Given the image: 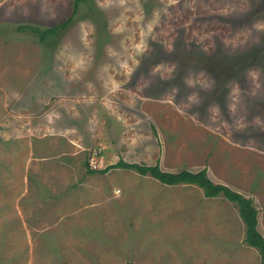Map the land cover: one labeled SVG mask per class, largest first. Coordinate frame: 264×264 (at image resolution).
<instances>
[{
	"label": "rangeland",
	"instance_id": "obj_1",
	"mask_svg": "<svg viewBox=\"0 0 264 264\" xmlns=\"http://www.w3.org/2000/svg\"><path fill=\"white\" fill-rule=\"evenodd\" d=\"M72 2L0 0V264H259L223 197L107 168H205L264 237V0Z\"/></svg>",
	"mask_w": 264,
	"mask_h": 264
},
{
	"label": "trees",
	"instance_id": "obj_2",
	"mask_svg": "<svg viewBox=\"0 0 264 264\" xmlns=\"http://www.w3.org/2000/svg\"><path fill=\"white\" fill-rule=\"evenodd\" d=\"M83 1L85 0H73V14L77 11L79 4ZM70 21L71 18L45 29L29 25H20L17 27V30L20 32L29 31L38 36L41 43H44L48 37L60 34L62 30L69 25ZM117 168L135 171L140 176H150L164 185H195L202 189L204 196L207 198H214L217 196L223 197L235 206L237 213L242 220L244 225V243L257 251L260 260L259 264H264V237L258 229V211L253 206L252 200L236 191L231 190L225 185L215 184L212 182L209 179L205 168L197 172L187 170L168 172L161 170L158 163H155L154 165H146L125 163L122 160H119V162L109 166L107 169ZM87 171L91 174L106 172L105 170L96 171L92 169H87Z\"/></svg>",
	"mask_w": 264,
	"mask_h": 264
},
{
	"label": "crops",
	"instance_id": "obj_3",
	"mask_svg": "<svg viewBox=\"0 0 264 264\" xmlns=\"http://www.w3.org/2000/svg\"><path fill=\"white\" fill-rule=\"evenodd\" d=\"M124 139V138H127V137H125V136H121L120 138H119V140H121V139ZM121 148H122V143H121V141H119V143H118V145H117V143L116 142H114V140L112 141L111 140V142L109 143V144H107V145H104V146H102V148H101V153H100V155H99V158H100V156L102 155V153H103V155H102V157L100 158L101 159V161H104V162H106V158L105 157H107V159H108V155H110L111 153H114L115 155H117V157H118V153L120 154V153H122L121 152ZM120 151H119V150ZM119 160H122L123 162H125V163H127L128 161H126V160H124L123 158L121 159H119L118 158V160L116 161V162H114L113 164H115V163H117V162H119ZM111 161V160H110ZM156 163H159V162H156ZM112 164V165H113ZM138 164V163H137ZM152 165H154V164H152ZM124 170V169H123ZM169 172V171H168ZM105 174H106V172H104ZM96 174V173H95ZM101 174V173H100Z\"/></svg>",
	"mask_w": 264,
	"mask_h": 264
},
{
	"label": "built area",
	"instance_id": "obj_4",
	"mask_svg": "<svg viewBox=\"0 0 264 264\" xmlns=\"http://www.w3.org/2000/svg\"><path fill=\"white\" fill-rule=\"evenodd\" d=\"M101 151L102 150H98L97 152L93 153V156L90 159V166L91 167H93V168L95 167L94 162H93V158L98 157L100 155Z\"/></svg>",
	"mask_w": 264,
	"mask_h": 264
}]
</instances>
